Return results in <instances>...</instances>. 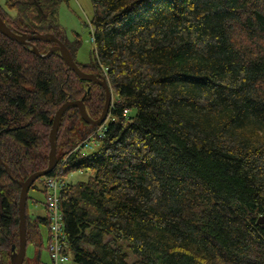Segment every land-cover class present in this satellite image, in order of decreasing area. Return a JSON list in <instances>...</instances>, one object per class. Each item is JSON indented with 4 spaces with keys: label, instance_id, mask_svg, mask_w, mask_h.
<instances>
[{
    "label": "trees",
    "instance_id": "1",
    "mask_svg": "<svg viewBox=\"0 0 264 264\" xmlns=\"http://www.w3.org/2000/svg\"><path fill=\"white\" fill-rule=\"evenodd\" d=\"M68 1L0 6L11 30L54 34L114 91L103 131L70 106L56 132L47 176L90 171L59 192L65 252L76 264H264V0H91L87 63L57 22ZM32 43L40 55L0 33V264L18 248L20 182L47 168L56 111L84 99L96 119L106 100L59 51L41 56L55 42ZM86 133L100 141L90 153ZM45 179L31 189L47 196ZM29 198L27 247L42 246L44 224L50 253L46 204L31 217Z\"/></svg>",
    "mask_w": 264,
    "mask_h": 264
},
{
    "label": "water",
    "instance_id": "2",
    "mask_svg": "<svg viewBox=\"0 0 264 264\" xmlns=\"http://www.w3.org/2000/svg\"><path fill=\"white\" fill-rule=\"evenodd\" d=\"M41 12V8L39 9ZM3 18L0 16V33H3L5 36L9 37L10 39H13L19 43L29 45L33 48L34 52L36 54L40 55V52L38 48L32 43V40L34 39H43V40H49L50 42H55L54 46L49 50L47 54L41 55L42 57L49 56L54 51H59L66 61V63L69 65L70 69H72L74 72L77 73L78 76H80L82 79L88 80V81H94L101 85L103 89L105 90L104 93H106V100L104 109L102 114L99 118L93 119L86 108L84 99H76V100H67L65 103H63L59 109L56 111V114L54 116L52 128L49 135V142H50V153H49V162L47 168L43 170L36 171L34 173H30V175L26 178V180L20 182L21 186V192L19 197V244L18 248L16 244H13L12 246V255H11V264H24L23 261H25L26 254H27V199L28 194L34 184L39 178L47 176L51 173L54 169H56V166L58 165V157H57V133L59 130L60 125V119L64 115V113L67 111V109L70 106L77 107L79 109L81 119H83L86 123L92 126H101L107 121V117L111 108L112 103V89L111 86L106 80L107 78L105 76H102L101 74H95V73H87L83 71L81 68H79L78 64L75 62L73 56H71V51L66 46V44L60 40L57 36L51 33L47 34H28V33H20L15 32V30H11V28L8 26V24L2 20ZM0 161H2V154L0 151ZM7 171L9 172V168H7ZM257 222L259 224L264 225V215L262 214L259 216Z\"/></svg>",
    "mask_w": 264,
    "mask_h": 264
},
{
    "label": "rangeland",
    "instance_id": "3",
    "mask_svg": "<svg viewBox=\"0 0 264 264\" xmlns=\"http://www.w3.org/2000/svg\"><path fill=\"white\" fill-rule=\"evenodd\" d=\"M8 0H0V6L6 8ZM91 0H69L68 2L62 3V5L58 8L57 13V22L60 25L65 38L70 42L80 41V47L77 52V59L82 63H87L90 61V57L92 51L94 49V43L92 41V27L90 24L92 15H93V6L91 4ZM10 14L15 15L16 10L10 9ZM115 99L114 91H112V101ZM92 132V131H91ZM88 134L86 133L85 136ZM94 138V136H93ZM96 138V137H95ZM94 140V139H93ZM100 141L96 140V142L91 145V147L84 148L85 152H92L96 150L100 146ZM90 176V171L80 170V171H72L65 178L67 182H77L82 180H87ZM38 181L36 185H39ZM29 200H28V209L31 217L34 216H43L46 215L45 204L46 198L45 193L42 190L30 189L29 191ZM40 232L42 236V246L35 247L32 244H29L27 247V259L28 264H37L39 258L42 262L50 263L51 256L49 251L46 249L48 247V228L44 224L40 225ZM70 259L67 260L66 264H76L74 260H72V256H69ZM130 260L133 258L129 257Z\"/></svg>",
    "mask_w": 264,
    "mask_h": 264
},
{
    "label": "built area",
    "instance_id": "4",
    "mask_svg": "<svg viewBox=\"0 0 264 264\" xmlns=\"http://www.w3.org/2000/svg\"><path fill=\"white\" fill-rule=\"evenodd\" d=\"M104 130V124L99 128V131ZM94 133L87 135L84 141L85 145H89ZM59 172L54 176H46L47 196L46 198V210L50 216V230H51V243L50 254L52 264H66L70 259L68 252H65L66 246V232H65V220L62 210H60V198L59 192L63 186L68 183L65 178Z\"/></svg>",
    "mask_w": 264,
    "mask_h": 264
}]
</instances>
